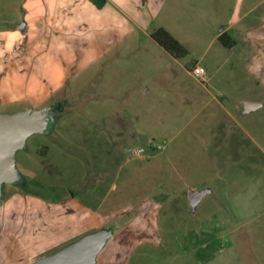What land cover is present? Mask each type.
Wrapping results in <instances>:
<instances>
[{
    "label": "rangeland",
    "instance_id": "1",
    "mask_svg": "<svg viewBox=\"0 0 264 264\" xmlns=\"http://www.w3.org/2000/svg\"><path fill=\"white\" fill-rule=\"evenodd\" d=\"M171 1L174 11L163 14L161 26L169 28L189 54L175 60L160 48L144 45L141 56L123 66L129 73L135 71L149 91L128 95V100L117 92L118 64L105 71L101 80L110 82L109 91L98 94L94 103L87 92L78 100L72 84L68 86L65 101L54 104L50 131L31 135L17 151L22 181L2 185L0 208L16 193L47 203H66L73 197L91 210L104 202L118 206L128 201L133 206L130 212L102 227L113 229L114 236L96 264H264V79L247 71L249 48L244 37L239 42L227 34L234 42L231 48L239 51V67L232 73L220 68L226 52L220 42L211 41L229 22L232 15L227 12L235 0ZM11 18L5 15L6 20ZM206 50V63L214 75L207 84L214 94L226 95L223 102H229L232 127L238 130L235 142H221L218 155L213 146L205 151V143L195 137L188 141L205 135L207 127L202 124L210 120L212 108L193 107L175 93L182 86L200 85L188 68L196 66ZM93 70L80 81L86 84ZM166 72L174 75V82L162 86ZM90 81L92 85L100 78ZM248 98L263 106L244 114ZM21 110L24 106L2 107L0 113ZM116 110L123 115L121 126L107 119ZM89 112L94 113L93 120ZM179 145L189 149L185 159L191 170H200L186 180L208 192L203 201L192 200L187 191L165 189L164 165L178 172L177 161L181 162L166 156ZM138 149L145 152L137 155ZM155 153L166 158L161 156V171L151 177L142 167ZM134 201L148 202L139 206ZM21 235L11 239L8 264H32L78 238L40 247Z\"/></svg>",
    "mask_w": 264,
    "mask_h": 264
},
{
    "label": "crops",
    "instance_id": "2",
    "mask_svg": "<svg viewBox=\"0 0 264 264\" xmlns=\"http://www.w3.org/2000/svg\"><path fill=\"white\" fill-rule=\"evenodd\" d=\"M219 1L216 0V3ZM173 5L171 0H0V108L19 105L25 109L54 107V104L65 101L63 96L67 95L71 84L78 100L87 92L90 93V103H94L98 94L106 95L104 92L109 91L110 82L102 80L111 64L119 65L117 92L123 100H128V95L149 91V88L144 89L141 77L135 71L129 73L123 63L139 58L144 45L152 49L160 48L172 59L180 60L151 37L156 27L170 31L161 26L164 24L161 18L166 11L168 14L174 11ZM227 14L232 15L229 22L213 36L211 42H220L223 34L234 36L237 40L239 37L246 38L249 48V62L245 60L247 71L264 79V0H248L246 5L244 0H235ZM5 15H12V18L6 20ZM246 18L247 22L240 26ZM22 24L24 27L19 28ZM221 46L226 53L222 54L224 60L220 68L232 73L239 67V51L223 44ZM207 54L208 50L195 62L205 67L207 80L202 82L194 78L191 69L195 64L191 65L188 74L201 82L200 85L182 86L175 93L182 94L193 107L201 110L208 106L212 108L210 120L202 124L207 127L205 135L198 134L188 141H194L195 137L205 143V151L213 146L215 155H218L221 142H235L233 134L238 130L232 127L229 102H223L226 95L214 94L207 84L214 77L206 63ZM92 68L93 75L85 80L86 84L80 81ZM97 78H100L98 83L89 85L90 80ZM173 79L174 75L166 72L162 77V86L172 85ZM247 100L260 104L250 112L263 106L258 99ZM87 116L93 120L94 113L89 112ZM122 116L116 110L107 119H115L114 124L121 126L124 122ZM188 151L179 145L175 151L169 152L166 157L173 156L181 162L177 161L178 172H171L165 162L163 183L165 189L187 191L188 196L195 191L203 201L208 192L204 194L186 180L189 174L200 171L189 167L185 159ZM161 156L164 157L163 153L149 155L143 171L149 172L151 177L156 175L157 170L161 171ZM146 202L134 201L139 206ZM130 205L128 201L118 206L104 202L96 210H91L78 204L73 197L66 203H47L16 193L0 208V264H8V256L13 253L12 246L9 247L13 245L11 239L21 235L19 231L24 238L32 239L34 246L58 245L66 239L90 233V229L95 227L102 229L113 219L125 217L133 207Z\"/></svg>",
    "mask_w": 264,
    "mask_h": 264
},
{
    "label": "water",
    "instance_id": "3",
    "mask_svg": "<svg viewBox=\"0 0 264 264\" xmlns=\"http://www.w3.org/2000/svg\"><path fill=\"white\" fill-rule=\"evenodd\" d=\"M22 24L19 28H23ZM260 104L244 102V113ZM54 107L27 108L12 114L0 113V196L3 184H19L22 176L16 167L19 149L26 146L28 137L47 133L54 123ZM199 196L190 193L192 200ZM114 236V230L102 228L87 233L32 264H96L100 253Z\"/></svg>",
    "mask_w": 264,
    "mask_h": 264
},
{
    "label": "trees",
    "instance_id": "4",
    "mask_svg": "<svg viewBox=\"0 0 264 264\" xmlns=\"http://www.w3.org/2000/svg\"><path fill=\"white\" fill-rule=\"evenodd\" d=\"M151 37L176 59H182L189 54V49L164 27L154 28ZM219 40L227 48H231L234 43L227 34L221 35Z\"/></svg>",
    "mask_w": 264,
    "mask_h": 264
},
{
    "label": "built area",
    "instance_id": "5",
    "mask_svg": "<svg viewBox=\"0 0 264 264\" xmlns=\"http://www.w3.org/2000/svg\"><path fill=\"white\" fill-rule=\"evenodd\" d=\"M191 74L194 78L201 80L202 82H205L207 80V71L204 66L202 65H196L191 69ZM144 149H138L135 151L137 155H141L144 153Z\"/></svg>",
    "mask_w": 264,
    "mask_h": 264
}]
</instances>
